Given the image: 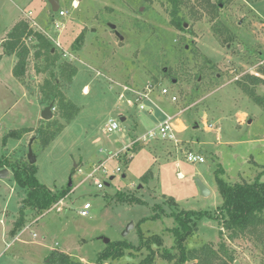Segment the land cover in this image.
<instances>
[{
  "label": "rangeland",
  "instance_id": "obj_1",
  "mask_svg": "<svg viewBox=\"0 0 264 264\" xmlns=\"http://www.w3.org/2000/svg\"><path fill=\"white\" fill-rule=\"evenodd\" d=\"M57 1L59 10L53 12L50 0H0V46L14 26L25 21L59 54V61L46 70L45 59L35 57L37 42L32 36L25 40L30 55L22 79L13 76L11 61L0 66V154L21 166L29 163L32 144L41 184L60 191L72 181L70 197L45 212L32 230L45 237L48 248H56L57 243L58 249L84 264H96L107 239L138 245L139 231L146 239L158 235L164 245H152L153 264H174L165 254V250L172 255L177 252L172 215L204 211L219 220L200 219L195 235L185 242L188 249L212 245L218 251L225 244L234 254V264H264V246L246 238L232 241L222 228L218 210L224 200L216 182V176L228 185L264 181V107L237 84L247 75L264 80L259 73L264 66V0H210L215 9L205 8L203 0H181L184 29L180 30L171 24L169 0ZM59 11L67 15L60 17ZM1 55L2 60L4 49ZM47 79L57 83L83 113L67 136L47 148L35 139L36 132L23 142L9 139L3 145L10 131L36 126V101L51 104L44 102L40 92ZM164 88L167 95L161 93ZM147 89L149 98L137 101L136 92L147 93ZM255 90L264 97V85ZM53 103L51 121L65 123ZM149 109L163 113L152 114ZM165 114L178 119L175 138L150 136ZM111 119L120 128L105 133ZM190 151L204 156L206 163L189 164L186 153ZM101 164L106 174L98 170ZM202 171L212 187L208 197L201 194L196 181ZM179 172L186 177L180 179ZM93 173L104 189L89 180ZM13 183L12 176L0 181V206ZM15 187L16 193L22 192ZM18 196L8 202L10 211H18ZM119 197L146 204L122 202ZM86 203L92 208L88 217H82L79 211ZM30 214L32 223L38 214ZM158 214L159 219H150ZM143 219L147 220L138 226ZM131 223L134 227L124 235ZM11 251L3 253L2 263L18 264ZM39 252L36 261L25 264H46L49 250ZM147 255L146 249L128 252L123 259L106 264H142ZM193 263L197 261L188 264Z\"/></svg>",
  "mask_w": 264,
  "mask_h": 264
},
{
  "label": "trees",
  "instance_id": "obj_2",
  "mask_svg": "<svg viewBox=\"0 0 264 264\" xmlns=\"http://www.w3.org/2000/svg\"><path fill=\"white\" fill-rule=\"evenodd\" d=\"M221 1V0H220ZM172 6L171 24L176 29H184L183 19L180 17V10L183 1L169 0ZM205 8L215 9L210 0H203ZM36 39L35 53L36 59L44 58L46 62V70L59 61V54L54 52L52 43L41 33H34L27 22L21 21L17 23L12 31L8 34L7 39L2 44L4 55H15L18 59L13 69V76L16 79H22L26 74L27 62L30 55V49L25 44V40L29 37ZM2 55L0 56L1 60ZM38 72H41L40 69ZM76 69L71 72L70 80L76 75ZM259 73L264 76V66L259 69ZM238 86L244 94L249 96L260 107H264V97L256 93L255 87L264 85V80L255 76L247 75L238 81ZM41 94L44 102H56L59 111V117L65 121H48L47 125L37 130L20 129L10 131L4 136L2 143L6 145L9 139L20 140L24 134L36 132L35 139L39 140L43 148H47L55 138L61 134L67 124H70L80 113V107L69 99L60 89L57 83L51 79H47L41 87ZM12 169L15 183L22 189L26 190V197L21 203L20 214L14 224L12 235L16 236L25 226L27 211H32L38 216L49 212L60 201L70 197L72 188H66L60 191H52L45 185L41 184L37 179L38 169L36 165L30 163L24 165H16L11 163L4 156H0V170ZM217 187L223 198V205L218 211L223 219L222 228L229 232L230 240L238 238H246L255 244L264 246V181L259 178L253 183H236L228 185L219 176H216ZM120 198V199H119ZM118 199L122 202L129 201L139 205H145L143 201L137 198ZM164 213L161 206H155ZM176 227L172 230L175 234V249L177 252L172 255L170 251L165 250L168 262L174 264H188L197 261V264H234V254L229 252L225 244H222L218 251L212 245H203L200 248L188 249L185 245L187 239L196 233L197 222L200 219L211 218L219 220V217H212L209 212H179L172 215ZM160 214L153 215L150 219H159ZM147 219L139 221L142 224ZM139 244L135 245L126 240L109 242L98 256L96 264H106L109 261H119L123 259L128 252H142L147 250L149 255L141 262L142 264H153L156 252L152 249V245L161 248L164 245L163 238L154 235L149 239L139 231ZM223 237V234L220 233ZM46 264H84L81 261L74 260L71 256L53 251L46 258Z\"/></svg>",
  "mask_w": 264,
  "mask_h": 264
},
{
  "label": "crops",
  "instance_id": "obj_3",
  "mask_svg": "<svg viewBox=\"0 0 264 264\" xmlns=\"http://www.w3.org/2000/svg\"><path fill=\"white\" fill-rule=\"evenodd\" d=\"M3 49H4L3 46H0V54H2V50ZM5 60L11 61L12 62L11 68L14 69V66L16 65L18 59L16 58L15 55H12V56L4 55L3 56V59L0 62L1 63L0 66L2 65V61H5ZM86 87L88 88V92H90V87L89 86H86ZM83 94L86 95V92L85 93L83 92ZM36 106L38 108V115L36 117V121H35V124H34L36 126H34V127L33 126H28V127H23V128H25V129H33L34 130V129H37L44 122L43 119H42L41 114H42L43 110L47 107V105L44 104L43 102H41V100H39V101H36ZM158 112L161 113V114L163 113V111H157V112L154 111V113H156V114ZM82 113H83V108L80 107V113H79V115L75 118V120H73L70 124H68L64 128V130L61 132V134H59V136H57L54 141L57 140L56 142H58L59 140L63 139L65 136H67L69 134L71 128H73L74 124L77 122L78 118L80 117V115ZM170 116H172V115H170ZM164 117H165V115H164ZM124 119H125V117H121V120L122 121ZM111 120H114V119H111ZM162 120H163V118H162ZM177 127H179V125ZM1 129H2V124L0 123V131H1ZM15 130H17V129H15ZM31 133H28V134H31ZM28 134H25L22 137V139H20L18 141H22L23 142L24 140H27ZM97 140L98 139H96L95 141H97ZM0 156H2V154H0ZM178 168H179V165H178ZM179 174L182 175L181 178L186 177L181 172H179L177 175H179ZM199 174L202 175V176L201 177H198L197 179H200L208 187V189L210 190V195H212V187L210 186V184L207 182L206 178L204 177V174H206V173L204 171H202ZM11 176L13 178V172H11L9 170L8 178H6L4 180H0V181H5V180L9 179V177H11ZM112 179H113V177L111 178V180ZM197 179H196V181H197ZM15 185H17V184L14 181V183L10 186V192H9L8 198L7 199H3L5 201V203L3 205L1 204V206H0V244L2 243L5 246L3 248L0 245V264H6V263H2V260L1 259L3 257V253H6V251H9V250H12L11 251V256L13 258V261L14 262L17 261L18 264H25L26 262L30 263L29 260L36 261L35 259L39 256V254H40L39 250L41 248H44V249H48L49 250V253L46 255L45 259L53 251H59V252L65 253V254H67V255H69V256H71L73 258L74 256H72L68 252L61 251L60 249H58V246L59 245L57 243H56V248H53V247L48 248L47 245H45V237L39 238L38 237V234L35 231L32 230V228L34 226H37V225L40 224V220L42 219V216L45 213L43 215L37 216L38 218L35 221H33L32 223H29L28 215L30 213L32 214L34 212L27 211L26 212V214H27L26 224H25L24 228L16 236H13L12 235V231L14 229V224H15L14 222H16V220H17L16 218L20 214L21 203H22V201L26 197V190L25 189L24 190L22 189V192H20V193L17 192L16 193V191H15L16 190V187H15ZM52 191H54V190H52ZM16 194H18L19 196H18V200L16 202L18 211L15 212V210L14 211H10V209L8 207V202L10 200H12V198ZM60 204H62V202ZM53 208L49 212H52L53 211Z\"/></svg>",
  "mask_w": 264,
  "mask_h": 264
},
{
  "label": "built area",
  "instance_id": "obj_4",
  "mask_svg": "<svg viewBox=\"0 0 264 264\" xmlns=\"http://www.w3.org/2000/svg\"><path fill=\"white\" fill-rule=\"evenodd\" d=\"M59 15L60 17H65L67 15V13L65 11H59ZM59 46V43H58ZM148 92L147 93H143L141 91H137L136 92V99H138L137 101H144L145 99H148L150 96L149 93V89H147ZM162 95H167L168 94V90L167 89H163L161 91ZM172 101L176 102L177 101V97L173 96L172 97ZM129 104H132L131 101L128 102ZM141 104H145V103H141ZM140 104V105H141ZM139 105V106H140ZM141 108L143 109L144 106L141 105ZM54 110V109H53ZM149 113L154 114V109H149ZM178 119L175 116H170V115H166L163 118V122L160 123V125L158 126L157 129H154L153 131H151L149 133L150 136H156L159 135L158 137H160L161 139H174L175 138V130H176V124L175 121H177ZM120 126L118 124V122H116V120H110L106 125H105V133H114L117 130H119ZM186 161L191 164V165H202L206 163L205 157L196 153V152H187L186 153ZM103 169V170H102ZM102 173L106 174L107 170L105 169V166L103 164H101L99 166V169ZM82 172V171H81ZM97 172V169H95L94 173ZM94 173L90 174L89 180H94V185L99 189L102 190L105 187V184L103 183V181H100L98 178H94ZM179 178L182 177L181 174L178 175ZM61 203V202H59ZM92 208V205L90 203H86L83 208L79 211V215L82 217H88L90 210Z\"/></svg>",
  "mask_w": 264,
  "mask_h": 264
},
{
  "label": "water",
  "instance_id": "obj_5",
  "mask_svg": "<svg viewBox=\"0 0 264 264\" xmlns=\"http://www.w3.org/2000/svg\"><path fill=\"white\" fill-rule=\"evenodd\" d=\"M51 6H52V10L53 12H57L59 10V3L57 0H50ZM53 109H54V103L49 104L42 112L41 116L42 119L44 121H51L54 118V114H53ZM29 163L31 165H35L37 162V158L34 155V152L32 150V144L29 145V153H28V157H27ZM9 175V170L8 169H2L0 170V180H4L8 177ZM113 180V179H112ZM197 184L198 187L201 191V194L204 197H208L210 195V190L208 189V187L200 180L197 179ZM154 183L151 182V186H153ZM70 187L72 186V181L70 182ZM134 227V223H131L128 228L127 231L124 233V235H128L130 229H132ZM110 241L107 239L105 240V243L108 244ZM193 264H197V263H193Z\"/></svg>",
  "mask_w": 264,
  "mask_h": 264
}]
</instances>
